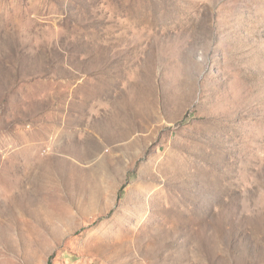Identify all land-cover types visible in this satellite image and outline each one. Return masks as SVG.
Returning a JSON list of instances; mask_svg holds the SVG:
<instances>
[{"label": "rangeland", "instance_id": "1", "mask_svg": "<svg viewBox=\"0 0 264 264\" xmlns=\"http://www.w3.org/2000/svg\"><path fill=\"white\" fill-rule=\"evenodd\" d=\"M0 264H264V0H0Z\"/></svg>", "mask_w": 264, "mask_h": 264}]
</instances>
